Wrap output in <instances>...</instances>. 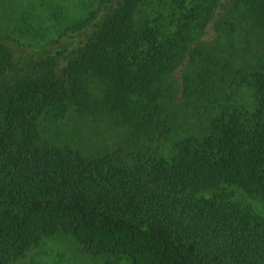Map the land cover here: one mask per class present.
I'll return each instance as SVG.
<instances>
[{"label":"trees","instance_id":"trees-1","mask_svg":"<svg viewBox=\"0 0 264 264\" xmlns=\"http://www.w3.org/2000/svg\"><path fill=\"white\" fill-rule=\"evenodd\" d=\"M20 1L30 23L0 19V264L58 237L103 264H264V0ZM69 115L94 142L45 127Z\"/></svg>","mask_w":264,"mask_h":264},{"label":"rangeland","instance_id":"rangeland-1","mask_svg":"<svg viewBox=\"0 0 264 264\" xmlns=\"http://www.w3.org/2000/svg\"><path fill=\"white\" fill-rule=\"evenodd\" d=\"M24 4L25 3H22L20 0H0V19L8 18V15H12L14 13H16L17 16L20 15L22 9L27 7ZM16 5H18L19 7L17 8ZM23 18L24 16L17 17V19L20 21L19 24L21 23V25H25L23 21H25L26 23H30L29 19L24 20ZM1 29L2 28L0 27V37L5 40L6 38L4 35L7 34H1ZM15 36L13 35V37H11V41H13V44H11L12 47L15 48L16 52L22 60H24V57L25 59L27 57V62H29L32 59V55L35 53V49L33 48L24 50L22 46H27L26 44H28V39H23ZM15 42L19 46L15 44ZM41 51L43 50L39 51L37 49L38 54L35 57V60L43 55ZM24 64L26 63L24 62ZM45 127L52 131V133H58V135L62 136L63 138L67 137L65 136L64 131H68L69 134L77 132V138H80L83 134L85 137L83 136L81 139L84 138L83 142H89V144H91V142H94L95 139L93 140L92 138L98 137L94 136V133H90L92 129L89 125L82 123V121L78 122L72 115H69L65 120L55 121L51 125L49 123H46ZM63 138H60V140H63ZM60 140H57L56 143H61ZM20 264H103V262L100 259H95L92 256H88L87 254L83 253L79 246L72 239L66 237H58L48 240L44 245V248H40L38 251L32 253L26 260L22 261Z\"/></svg>","mask_w":264,"mask_h":264}]
</instances>
